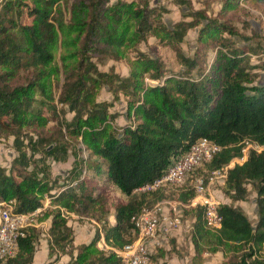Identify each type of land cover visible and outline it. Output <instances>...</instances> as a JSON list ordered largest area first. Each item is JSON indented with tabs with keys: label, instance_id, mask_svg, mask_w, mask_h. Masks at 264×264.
<instances>
[{
	"label": "trees",
	"instance_id": "1",
	"mask_svg": "<svg viewBox=\"0 0 264 264\" xmlns=\"http://www.w3.org/2000/svg\"><path fill=\"white\" fill-rule=\"evenodd\" d=\"M62 2L0 0V137L14 135L17 151L9 168L0 165V200L14 199L19 213L42 207L38 194L52 187L48 167H41L39 161L67 156L66 132L70 139L79 140V152L84 150L87 155L76 153L77 162L54 196L58 207L51 211L48 255L56 254L57 259L59 254H68V264H124L113 249H97L100 233L88 244L75 245L61 208L90 214L101 222L103 238L114 249L132 243L138 235L132 218L146 206L162 200L187 204L195 195L194 180L203 177L207 181L212 171L241 156L244 139L264 144V75L250 71L246 53L255 50L252 46L236 45L223 36L224 32L234 33L230 24L189 3L183 19L167 25L162 19L164 8L149 0L114 4L110 0H73L67 25ZM198 26V47L193 56H186L181 43L188 30ZM71 31H77L75 40L68 37ZM153 33L170 39L180 69H166L161 58L143 52L136 53L125 77L111 69L102 71L92 61L95 54L116 59L128 34L129 40L144 41ZM59 44L66 48L79 44V48L76 53L61 55L57 107L54 99L52 103L42 99L46 96L42 81L52 69ZM208 49L216 51L210 64L206 63ZM261 67L264 69V61ZM103 87L112 93L113 101L97 100ZM120 94L127 98V116L132 121L117 126L119 113L110 112V107ZM67 113H72L70 119ZM52 121L58 128L50 132L52 127L46 126ZM25 125L36 136L24 144L20 133ZM202 138L220 150L193 169L184 185L138 191L161 177ZM35 154L41 157L35 159ZM248 184L257 193L254 224L240 207L222 202L218 207L221 226L215 230L205 226L203 208L184 210V216L192 218L196 263L203 251L222 250L233 252L227 264H264V152L250 151L242 163L234 161L219 187L232 200H242ZM116 190L127 199L117 197ZM111 211L113 223L108 222ZM22 232L16 254L0 264H32L39 232L35 226ZM201 241L205 250H200ZM160 249H153L148 264L157 262Z\"/></svg>",
	"mask_w": 264,
	"mask_h": 264
},
{
	"label": "rangeland",
	"instance_id": "2",
	"mask_svg": "<svg viewBox=\"0 0 264 264\" xmlns=\"http://www.w3.org/2000/svg\"><path fill=\"white\" fill-rule=\"evenodd\" d=\"M118 0H110L111 4H114ZM125 2H133L136 0H122ZM151 5L160 4L164 8L162 11V19L167 25H173L174 23L183 19L184 12L187 11L189 5L193 9L205 11V13L211 18H218L222 21L227 22L231 25L234 33L228 34L226 32L222 33L223 36L229 37L230 41L236 43V45H250L255 50L248 51L247 57L249 65L252 67L250 71L252 73L259 72L261 76L264 75V69H262V64L264 61V0H188L186 2H181V0H149ZM73 0H63L62 9L64 11V18L66 24L69 25L71 20L70 8ZM189 19V18H187ZM192 28L186 33L182 43L181 48L183 53L186 56H193L198 47V29ZM77 31L69 32V38L75 40ZM130 35H127L125 43L119 48L118 57L115 59L113 56L98 55L95 54L92 57V61L97 65L98 69L102 71L113 70L120 76H127L130 72V69L133 68L134 59L137 52H143L152 57H159L163 61L165 68L169 70L177 71L180 69L181 64H179L175 57V52L171 46L170 39L160 33H153L147 37L144 41L129 40ZM79 44L71 45L69 47H64L62 45H57L54 50V60L52 69L48 70L47 76L43 79V84L46 90V96L44 99L47 102H54L57 104V97L60 91V86L62 83L61 75V55L76 53L78 51ZM216 51L213 49H208L206 52V63L210 64L214 57ZM258 77V76H257ZM257 77H254L257 78ZM259 78V77H258ZM257 78V79H258ZM256 81V80H255ZM145 82H150L148 78L145 79ZM97 100H108L113 101V95L106 87L101 88L96 96ZM126 96L120 94L119 99L113 102V106L110 107V112L117 111L119 115L115 119V124L117 126H122L126 123L132 121V118H128V110L126 103ZM60 105L57 104V107ZM47 115H51L46 112ZM131 115V114H130ZM72 113H67V118L70 119ZM130 119V121H129ZM52 127V128H51ZM51 128L49 131L56 130V124L54 122H49L46 126ZM65 133V141L68 145L67 156L65 158H57L55 156H47L44 161L41 159L39 165L47 166L49 170V186L52 187L51 190L44 189L41 193L38 194L42 202V207L40 210L34 211L32 215V223L35 224L39 235L36 242V246L40 243V239H47L49 241L48 228L51 221V211L58 207L54 202V196L57 194L59 185L65 182L66 177L69 175L72 167L74 166L76 160V153L80 156L85 157L87 155L86 151L79 152L78 148L82 147V144L77 142L76 138L70 139ZM35 131L30 126H23L20 133V140L24 141V144L27 143L29 137L35 138ZM14 135H7L0 137V165L6 168L11 166V163L17 155L15 149V140ZM49 146L48 148H50ZM28 153L30 151L28 150ZM41 157V154H35L34 158L38 159ZM28 169H32V166H29ZM86 174L85 170L82 173V176ZM39 177H43L41 172L38 173ZM220 185L215 183L213 185L214 193L219 197L222 203L231 204L233 206L240 207L244 213L248 216L252 224L257 221V212H256V196L257 193L251 188V185L248 184V194L242 200H232L229 195H226ZM175 189V187H172ZM115 195L123 200H126L127 197L121 195V193L116 190ZM174 202V200H168ZM158 203V202H157ZM147 207L144 209H151ZM170 207L166 205V209ZM178 214L181 215V219L184 225L192 226V218L190 215L184 216L185 208L176 206ZM171 212L173 210L170 208ZM64 217L67 219V224L72 231V236L74 238V244L79 246L90 243L97 233L102 234L103 227L102 223L97 222L90 214L81 215L74 212H70L61 208ZM108 222H114V212L111 211L108 215ZM191 231H189L188 236L182 238L178 241L173 236L169 237V245L165 247V243L160 246L161 249L158 251L160 257L151 264H227L228 257L232 253L225 254L224 251L220 250L214 253L203 251L201 260L197 263L193 260L195 255V249L191 237ZM41 233L45 235L42 236ZM47 234V235H46ZM173 239V240H172ZM100 240V239H99ZM98 240V241H99ZM200 250H205V245L201 241L199 243ZM77 247V248H78ZM97 249L107 250L109 247L100 245L98 242L96 244ZM57 253V251H56ZM152 253V252H151ZM264 254V249L262 251ZM60 256V254H59ZM56 254L52 257L48 255V262L46 264H54L57 259L55 258ZM56 259V260H55ZM4 260V259H2ZM71 260V258H70ZM69 260V262H70ZM68 262V263H69ZM67 263V264H68Z\"/></svg>",
	"mask_w": 264,
	"mask_h": 264
},
{
	"label": "built area",
	"instance_id": "3",
	"mask_svg": "<svg viewBox=\"0 0 264 264\" xmlns=\"http://www.w3.org/2000/svg\"><path fill=\"white\" fill-rule=\"evenodd\" d=\"M241 144V156L234 157L223 168L212 171L207 181L203 177H197L194 180L195 195L187 204L162 200L151 209H143L140 214L132 218L135 227L138 229L137 238L132 243L126 244L122 249H114L106 244L103 234H101L98 246L103 245L113 249L124 264H148L153 249L162 246L171 232L183 224L176 206L185 209L201 207L203 208L205 226L212 230L220 228L222 217L218 212V207L221 200L214 193L213 185L224 183L228 168L234 161L242 163L250 151L264 152V144L256 141L244 139ZM219 150L220 146L210 142L207 138L198 140L186 153L178 157L161 177L144 184L138 188V191L167 189L184 185L188 174L204 162L209 161ZM166 205L170 207L165 211ZM15 206L14 199L0 200V260L13 257L16 254L18 238L23 235V228L35 226L31 221L34 211L19 213ZM38 210L40 208L35 211ZM146 241L150 242L152 249L148 247Z\"/></svg>",
	"mask_w": 264,
	"mask_h": 264
},
{
	"label": "crops",
	"instance_id": "4",
	"mask_svg": "<svg viewBox=\"0 0 264 264\" xmlns=\"http://www.w3.org/2000/svg\"><path fill=\"white\" fill-rule=\"evenodd\" d=\"M113 223V222H112ZM192 230V226L184 225L182 224L181 227L173 230L171 234L168 236V239L163 242V244L166 246L169 245L170 239L169 237L173 236L178 241L182 240V238L188 236L189 231ZM42 236H44V233H41ZM47 235V234H46ZM173 240V239H172ZM146 244L150 249H152L151 244L149 241H146ZM48 240L47 239H40V243L36 246V251L34 254L33 262L32 264H46L48 262ZM70 260V255L68 254H61L57 261L54 264H67Z\"/></svg>",
	"mask_w": 264,
	"mask_h": 264
}]
</instances>
